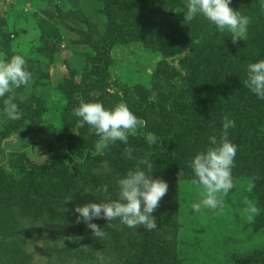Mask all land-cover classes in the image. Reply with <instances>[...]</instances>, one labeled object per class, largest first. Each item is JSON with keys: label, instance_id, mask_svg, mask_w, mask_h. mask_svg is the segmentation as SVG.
I'll return each instance as SVG.
<instances>
[{"label": "rangeland", "instance_id": "obj_1", "mask_svg": "<svg viewBox=\"0 0 264 264\" xmlns=\"http://www.w3.org/2000/svg\"><path fill=\"white\" fill-rule=\"evenodd\" d=\"M259 1L264 5V0ZM119 2L0 0V59L21 55L32 74L27 86L13 88L14 102L23 113L21 119L10 120L4 113L7 96L0 98V167L9 175L0 187V248L6 246L12 251L3 255V261L126 264L107 248L116 241L114 234L95 238L84 222L76 223L79 214L74 209L118 199L117 178L137 166L147 172L145 165H138L147 157L154 162L149 173L152 178L169 185L161 201L169 199L170 204L159 207L175 204L177 218L170 216L175 226L167 233L157 228L148 231L143 226L129 228L117 219L109 222L117 235L152 242L158 253L161 245L170 251L168 242L175 240V264H264L263 179L252 156L239 147L243 138L238 127L242 124L240 130L253 139L264 138V100L242 83L247 64L264 60V10L245 11L232 0L230 7L235 5L234 10L250 18L246 38L235 43L239 52L232 57V49L226 48L233 45L227 30L221 33L199 15L190 23L184 21L186 0L173 3L172 14L159 15V20L152 13L147 16L148 11L137 14L130 5L127 13L121 14ZM129 12H134L136 23L146 18L140 23L144 31L141 37L116 40L109 46L101 42L104 35L114 31L127 34L123 25ZM104 54L109 61L100 75L92 74V66ZM238 85L243 86L242 91ZM80 88L86 90L85 98L79 96L85 102H100L106 109L125 103L153 132L173 130L190 114L216 110L219 102L224 109L239 106L241 112L236 117L228 116L235 121L228 132L237 154L232 169L234 187L226 196L220 194L222 211L202 208L195 212L192 207L202 199V189L192 182L196 177L189 162L209 147L208 137L184 149L128 142L122 144L112 164L102 155H94L100 157L91 166L72 155L62 160L55 157L49 144L66 150L67 136L78 132L81 121L72 111L79 105ZM234 90L239 98L231 94ZM240 117L243 121L238 120ZM40 142L42 146H37ZM125 147L133 149V159L124 155ZM23 154H28L30 161L21 158ZM11 155L19 156L12 159ZM77 166L84 170V178L88 174V181L71 188L69 179ZM22 167L38 176L19 178ZM104 185L107 193L98 191ZM249 185H254L251 192ZM245 198L259 210L251 221L243 211ZM92 222L105 232L107 220ZM96 244L101 251L94 250ZM122 245L128 243L122 240Z\"/></svg>", "mask_w": 264, "mask_h": 264}, {"label": "clouds", "instance_id": "obj_2", "mask_svg": "<svg viewBox=\"0 0 264 264\" xmlns=\"http://www.w3.org/2000/svg\"><path fill=\"white\" fill-rule=\"evenodd\" d=\"M232 0H186V13L184 21L191 22L198 15L209 21L221 33L227 30L231 34L232 43L235 44L242 38H246L250 18L242 15L240 11L230 7ZM264 10V5H262ZM32 79V74L26 70V60L21 55H13L10 59H0V98L3 100L4 113L10 120H19L23 113L15 103L13 88L19 89L27 86ZM259 99L264 100V60L247 64L246 79L242 82ZM12 93L11 95H8ZM79 105L72 114L80 118V126L84 123L90 126V130L99 137L95 142V151L103 153L110 144L117 141L127 145L129 136H136L137 129L146 126L142 119L121 102L111 109H106L100 102H85L77 96ZM235 127V121L228 116L223 118V131L219 138L217 135L209 137V147L205 151L197 153L189 162L196 179L192 182L201 187L202 199L192 205L195 212H201L202 208L223 209L220 194L226 196L234 187L232 169L237 154V146L230 142V128ZM149 145L156 143L157 137L153 133L146 134ZM133 149L124 148V155L133 159ZM138 165H145L147 172L137 166L129 170L124 177L117 178L118 199L107 200L99 203H86L76 206L74 211L78 213L76 223L84 222L87 229L91 230L95 238H103L105 232L99 225L93 223L95 219H105L109 222L119 219L120 223L129 228L143 226L151 231L157 228L156 217L153 213L159 208L160 201L167 194L169 185L163 179H153V164L147 157L141 158ZM254 185H249L248 191H252ZM98 191L107 193V185ZM244 213L247 219L252 220L258 208L249 199L245 198Z\"/></svg>", "mask_w": 264, "mask_h": 264}, {"label": "trees", "instance_id": "obj_3", "mask_svg": "<svg viewBox=\"0 0 264 264\" xmlns=\"http://www.w3.org/2000/svg\"><path fill=\"white\" fill-rule=\"evenodd\" d=\"M182 0H120L119 10L120 13H127L125 10L130 5L133 10L136 11L137 14L142 11H148L146 14L147 16L151 17L154 14V19L159 20V15H167L172 14L174 11L173 3L181 2ZM239 2L238 8L247 10L249 9H255L256 11L262 10V3L258 0H233ZM236 7L235 5L233 8ZM241 11V10H240ZM134 16V12H129L127 19L125 21L126 24L123 25V30L127 31V34H121L117 31L112 32L111 35H106L101 39L102 41H105V44L108 46L115 42L116 40H124L127 41V38H140L143 34V27L140 23H143L146 19L143 17L139 21V23H136L137 21L132 19ZM140 19V18H139ZM202 21L199 22L201 24ZM134 24H136L134 26ZM226 48H231L232 51L230 53V56L236 57L239 49H237V46L235 44L228 45ZM229 50V49H228ZM247 53L245 52L244 56L246 59V62H249V59L247 57ZM104 58H101L92 66L91 73L95 75H100L102 72L103 65L106 64L109 60L105 58V54L103 56ZM243 86L238 85V90L242 91ZM232 95H235V98H239V93L235 90L231 93ZM86 90L80 88L79 90V96H83L85 98ZM22 108L23 104L21 103ZM217 109L215 108L209 112H203L204 114H197V115H189V117L185 120H183L176 128L173 130H161L158 132H153L151 128L148 126L143 128H138L137 132L138 134L136 136H129L128 142H134V146L142 145L149 148H155V147H163L167 148L172 145V147L176 148H191L196 142H198L200 139L204 137H210L211 135H217L221 133V129L223 127V118L224 116H229L231 114H234L235 117L238 115L241 110L238 107H231L227 106L226 109L223 108V104L220 102L217 103ZM242 107V106H241ZM243 108V107H242ZM194 114V112H192ZM214 116L216 119H214ZM238 118V117H237ZM230 119V118H229ZM232 119V118H231ZM238 120L243 121V119L240 117ZM89 125L86 123L83 124V126L78 127V132L74 133L72 131L70 135L67 136L68 139V145L69 147L64 150V148H58L54 144H49L52 148V153L55 157L59 158L60 160L67 158V156L72 155L76 158H79V160H83L84 164H89L91 166L93 161H96L98 159L97 156L94 155H102L105 160L108 161L109 164H112L116 159L118 153L121 149L122 142L117 141L114 144H110L107 149L104 150V152L97 153L95 151V142L99 139L93 131L89 130ZM240 135L243 139L239 141V147L242 151L247 152L250 154L253 158V161L255 162L254 167L255 169L259 170L262 175V182L261 186L264 188V138H251L249 133H243L242 130H240L243 126L242 124H238ZM147 133H153L156 137V143L154 145H149L146 141V134ZM132 139V140H130ZM42 142L37 143V146H42ZM132 144V143H131ZM46 145V144H45ZM133 145V144H132ZM62 155H65L64 157ZM19 155H11V158H17ZM21 158H24L26 161H30L28 154H23ZM152 164L154 162L152 161ZM83 165V164H82ZM80 165V167L82 166ZM79 166H77L76 171L72 172V175L70 176L71 179H69V184L71 185V188L77 187V186H83L85 185L86 179L88 181V174L83 175L84 170H82ZM18 176L22 179L26 180H32L38 175H35L34 172H30V170L24 169L22 167L19 169ZM9 175H7L5 167H0V187L6 182ZM70 188V186H69ZM76 193V192H75ZM77 201V200H76ZM171 200L167 199L166 201H161V204L169 203ZM170 204V203H169ZM174 213L172 214V212ZM177 207L174 206H168L164 208V206L159 207L153 215L156 217L157 222V229H161L163 232L167 233L166 230H171L175 226V223L173 222L176 220L177 216ZM170 216L175 217L174 220L170 218ZM162 220V221H161ZM104 231V230H103ZM107 232V233H106ZM114 234L113 237L116 240L112 247L109 245L107 246L109 251H114V254L116 256H119V258L122 257V259L126 260V264H175V260H177V254H176V241L169 240L170 244V251H167V246L164 248V245H161L159 247L160 253H158L159 250H156V246L152 245V242H143L140 243V241H136L132 236L123 238L124 235H117L118 231L116 227L114 226L109 227L107 224V228L105 229V234L110 236L111 234ZM122 238V239H121ZM122 240L126 241L128 243L127 246L122 245ZM168 244V245H169ZM126 247V248H125ZM113 248V249H111ZM8 247H2L0 248V264H9L10 260L3 261V255L9 254L12 251L9 250ZM94 250L101 251V246L99 247V244H96L94 246ZM180 262V261H179ZM245 264V263H242Z\"/></svg>", "mask_w": 264, "mask_h": 264}]
</instances>
